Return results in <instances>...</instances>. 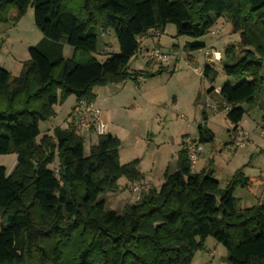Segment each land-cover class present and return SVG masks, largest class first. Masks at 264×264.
<instances>
[{"label":"trees","instance_id":"trees-1","mask_svg":"<svg viewBox=\"0 0 264 264\" xmlns=\"http://www.w3.org/2000/svg\"><path fill=\"white\" fill-rule=\"evenodd\" d=\"M30 6L43 39L29 49L18 77L0 68V156L17 155L10 175L0 167V264H192L209 237L226 248L227 264H264V203L239 208L236 189L252 185L242 170L222 190L213 169L193 172L183 147L161 187L118 214L100 196L120 191L122 178L134 184L143 176L138 161L120 163L117 137L100 135L86 157L77 116L68 129L38 141L40 123L68 97L95 103L97 87L154 78L129 70L142 38L174 25L177 37L200 39L220 18L231 22L244 48L242 58L223 67L237 80L219 93L236 132L244 105L263 100L264 0H0V24H17ZM109 29L120 54L99 63V33ZM65 45L75 50L70 59ZM225 57L235 60L234 48ZM217 75L205 67V78ZM203 120L198 140L212 144L205 113Z\"/></svg>","mask_w":264,"mask_h":264},{"label":"rangeland","instance_id":"rangeland-1","mask_svg":"<svg viewBox=\"0 0 264 264\" xmlns=\"http://www.w3.org/2000/svg\"><path fill=\"white\" fill-rule=\"evenodd\" d=\"M42 39V33L35 26L31 6L17 24H0V68L9 72L12 78L18 77L23 65L30 59L29 49L37 46ZM144 40L131 60L129 70L148 72L149 75H156L154 78L137 85L127 81L94 89L104 134L110 133L121 142L120 163L125 165L138 161L137 169L143 176L142 182L159 189L164 183L165 173H173L177 168L176 157L182 150V137L190 135L198 140V127L204 124V113H207V127L214 134V142L211 145L202 144L204 156L192 167L193 172L213 169L220 189L224 190L231 177L242 170L252 185L251 188L236 189L234 196L238 199L239 208H248L249 201L253 205L264 203V181L260 182V176H264V139L261 137L264 95L259 106L249 108L244 105L248 112L235 132V127L226 117L227 110L222 107L223 100L219 94L224 84L237 80L227 77L223 67L242 58L244 48L240 46V34L233 31L231 22L220 18L210 33L200 39L177 37L175 26L169 25L161 37L153 33ZM189 45H200L202 48L190 50ZM155 48L163 54L160 61H150L146 57L147 52ZM228 48L235 50L236 59L233 61L226 60ZM74 54V48L64 46L65 59L72 58ZM119 54L115 31H100L94 58L104 63ZM207 65L218 74L215 80L203 76ZM207 104L215 108H208ZM76 107L75 96L55 106V117L40 123L42 134L38 141L44 135H53L56 128L68 129L69 124L77 119ZM242 132L250 134V143L238 149L234 143ZM78 134L84 140V154L89 157L100 135L92 126L79 127ZM16 164V154L0 156V167L5 168L8 175ZM49 168L57 169V162ZM143 183L144 187L151 188ZM118 184L120 191L103 194L100 199L107 202L108 209L121 214L126 205L136 202V196L132 192L133 184L125 178L120 179ZM260 198L261 201H257ZM227 254L225 247L209 237L204 250L195 255L192 264H227Z\"/></svg>","mask_w":264,"mask_h":264},{"label":"built area","instance_id":"built-area-1","mask_svg":"<svg viewBox=\"0 0 264 264\" xmlns=\"http://www.w3.org/2000/svg\"><path fill=\"white\" fill-rule=\"evenodd\" d=\"M157 36H160L159 33H157ZM145 38H142L139 42L140 44ZM146 57L150 61H160L163 58V54L161 53V50L159 48H155L151 51H148L146 54ZM208 108H215V106L211 104H207ZM77 116H78V122L81 127L84 126H92L93 129L99 134H104V126L101 124V111L100 109L95 105V103H85L80 102L77 105ZM261 137L264 139V129L261 131ZM250 143V134L246 132H242L240 136L237 137L235 140V146L238 149L245 148ZM184 148L187 151L190 163L192 167H194L197 162L199 161L200 156L203 153V145L199 142L196 138L190 135H186L184 139ZM148 188L144 187L140 183H134L132 187V192L136 196V201H138L142 195L143 192L147 191Z\"/></svg>","mask_w":264,"mask_h":264},{"label":"crops","instance_id":"crops-1","mask_svg":"<svg viewBox=\"0 0 264 264\" xmlns=\"http://www.w3.org/2000/svg\"><path fill=\"white\" fill-rule=\"evenodd\" d=\"M151 34H153V33H151ZM151 34L149 35V37H147V38H145V40H144V42L147 40V39H149L150 38V36H151ZM159 37H161V36H159ZM142 47V46H141ZM140 47V48H141ZM144 80H146V79H143V78H139V82H141V81H144ZM220 90H221V88L219 89V93H220ZM97 104V101L95 102V105ZM223 104V103H222ZM97 106V105H96ZM217 108V107H216ZM264 108V107H263ZM206 117H207V119H209L208 117V114L206 113ZM262 126V125H261ZM108 134H110V133H108ZM186 134V133H185ZM185 137H186V135H184ZM184 136L182 137V142H181V149L184 147V144H183V142H184ZM209 145H211V144H209ZM204 156V151H203V153H202V155L200 156V158H199V160L202 158ZM177 158V157H176ZM210 159V158H209ZM199 162V161H198ZM177 163V162H176ZM205 169V168H204ZM176 171V170H175ZM260 182L262 183L263 181H264V176H260ZM252 181H253V184L255 183V180H253L252 179ZM143 182H141V184H142ZM144 185H148V187H151L152 188V186H150L149 184H145V183H143ZM254 186V185H253ZM252 186V187H253ZM261 194H263V193H261ZM257 201H261V198L260 199H258ZM249 204V206L248 207H252V206H254L253 204H252V202H248Z\"/></svg>","mask_w":264,"mask_h":264}]
</instances>
